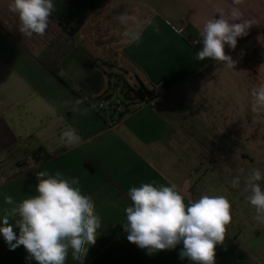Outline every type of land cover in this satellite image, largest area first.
<instances>
[{
	"label": "crops",
	"instance_id": "obj_1",
	"mask_svg": "<svg viewBox=\"0 0 264 264\" xmlns=\"http://www.w3.org/2000/svg\"><path fill=\"white\" fill-rule=\"evenodd\" d=\"M108 1L53 0L45 35L27 37L9 10L11 0H0V216L12 207L4 203L6 195L19 203L37 194L38 172L59 171L79 178L77 187L92 198L102 221L83 264H191L179 256L182 244L148 254L122 228L131 187L175 184L186 204L203 195L231 203L215 264H264V224L254 219L244 191L252 169L264 173V109L251 111V90L264 83V0H123L144 11L140 42L120 46L119 60L107 42L84 41L81 27L72 32L77 17L86 12L92 18ZM233 7L253 21L235 50L225 45L235 66L196 60L192 42L201 39L204 23L219 18L218 8L231 19ZM58 18L71 24L63 27ZM130 67L142 75L140 87L165 89L156 108L95 112L73 90L110 97L112 78L121 79ZM66 125L81 138L71 149L57 146ZM259 183L264 189V180ZM27 257L22 245L10 250L0 235V264H37ZM65 264H79L71 250Z\"/></svg>",
	"mask_w": 264,
	"mask_h": 264
},
{
	"label": "clouds",
	"instance_id": "obj_2",
	"mask_svg": "<svg viewBox=\"0 0 264 264\" xmlns=\"http://www.w3.org/2000/svg\"><path fill=\"white\" fill-rule=\"evenodd\" d=\"M242 2L233 0L235 5ZM9 10L18 15V30L23 36H44L55 4L53 0H11ZM217 12L219 18L206 21L200 31L198 43L203 47L195 59L210 58L232 68L236 61L226 55L225 45L235 50L237 38L248 34L253 21L243 19L238 7L228 13L231 19L226 18L223 9L218 8ZM116 18L121 25L136 22L135 16L124 12ZM131 39L138 44L140 32L132 33ZM251 97L253 113L264 109V83L251 90ZM78 110L73 106L72 111ZM80 140L76 129L66 125L57 146L71 149ZM36 177V195L19 203L11 195L4 197V203L12 207L5 208L0 216V235L10 250L22 245L27 259H34L37 264H65L69 250L73 259L83 264L102 227L94 201L77 187L78 177L68 179L59 171L47 170L38 172ZM262 180L264 173L252 169L245 177L244 191L249 193L246 199L255 208L254 219L264 224V189L259 183ZM239 183V177L233 180L234 187H239ZM154 184L155 181L143 183L131 187L127 193L131 204L124 210L127 222L122 225L127 240L148 254L182 244L181 259L187 258L191 264H215L216 246L224 243L226 226L232 220L229 200L224 196L203 195L186 204L175 184L159 187ZM14 228L19 230L18 234Z\"/></svg>",
	"mask_w": 264,
	"mask_h": 264
},
{
	"label": "rangeland",
	"instance_id": "obj_3",
	"mask_svg": "<svg viewBox=\"0 0 264 264\" xmlns=\"http://www.w3.org/2000/svg\"><path fill=\"white\" fill-rule=\"evenodd\" d=\"M122 1L123 0H109L107 3L108 7H106V9L103 8L92 18L87 19L86 16H84L86 12H83V17L80 16L76 19V24L81 27L79 35L82 36L83 40L86 42V39H89V42L91 41L95 44V42H108L115 38L113 44L106 45L105 47H107V51H109L112 56H115L117 60L123 56L120 51V46L127 43L129 41L128 35L138 28V25L142 22L140 16L144 11V9H139L140 7L138 4L131 3L130 1L124 2L121 11L117 7H114L115 5H119ZM123 12L130 16H135L136 22H130L128 25H121L116 17ZM114 45H116V47ZM128 69L129 70L126 69L128 74L121 73V79L117 77L115 79L112 78V90L108 102L114 103L118 100H125L123 91L124 80L126 85L132 88H139L141 86L140 80L143 81V77L140 72L133 67Z\"/></svg>",
	"mask_w": 264,
	"mask_h": 264
},
{
	"label": "built area",
	"instance_id": "obj_4",
	"mask_svg": "<svg viewBox=\"0 0 264 264\" xmlns=\"http://www.w3.org/2000/svg\"><path fill=\"white\" fill-rule=\"evenodd\" d=\"M200 39H196L192 42L193 47L197 50H201L203 45L198 43ZM75 94L81 96L82 101L89 107L91 111L95 112H115L120 107H125V113H134L144 108H156L161 99L166 95V91L160 85H155L151 90V95L145 99L125 98V100H118L114 103L108 102L110 97H103L100 99H93L88 95H84L81 87L76 86L74 89Z\"/></svg>",
	"mask_w": 264,
	"mask_h": 264
},
{
	"label": "trees",
	"instance_id": "obj_5",
	"mask_svg": "<svg viewBox=\"0 0 264 264\" xmlns=\"http://www.w3.org/2000/svg\"><path fill=\"white\" fill-rule=\"evenodd\" d=\"M59 24L63 27H67L71 24V21H68L66 19L58 18L57 19ZM80 30V26H74L72 28V32H78ZM151 95V91H148L145 87H140L138 89L127 87L125 98H135V99H145L146 97H149Z\"/></svg>",
	"mask_w": 264,
	"mask_h": 264
},
{
	"label": "water",
	"instance_id": "obj_6",
	"mask_svg": "<svg viewBox=\"0 0 264 264\" xmlns=\"http://www.w3.org/2000/svg\"><path fill=\"white\" fill-rule=\"evenodd\" d=\"M123 3H124V1L120 2L119 5H117V8H118L120 11H121V9H122V5H123ZM141 31H142V29H141L140 27H138V28H136L135 30H133V31L128 35V40H129V41H132V39H131V34H132V33L140 32V34H141ZM114 41H115V38H113V39H111L110 41H108L106 45L113 44ZM127 87H128V85H126V83H125V81H124V88H125V90L127 89Z\"/></svg>",
	"mask_w": 264,
	"mask_h": 264
}]
</instances>
